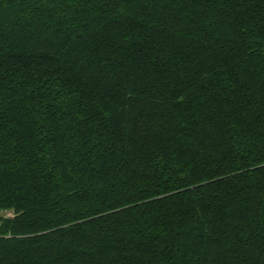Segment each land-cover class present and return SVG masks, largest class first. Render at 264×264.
Returning a JSON list of instances; mask_svg holds the SVG:
<instances>
[{"label": "trees", "instance_id": "1", "mask_svg": "<svg viewBox=\"0 0 264 264\" xmlns=\"http://www.w3.org/2000/svg\"><path fill=\"white\" fill-rule=\"evenodd\" d=\"M0 264H264V0H0Z\"/></svg>", "mask_w": 264, "mask_h": 264}, {"label": "rangeland", "instance_id": "2", "mask_svg": "<svg viewBox=\"0 0 264 264\" xmlns=\"http://www.w3.org/2000/svg\"><path fill=\"white\" fill-rule=\"evenodd\" d=\"M3 216L4 217H7V218H10L13 216V213L12 212H2Z\"/></svg>", "mask_w": 264, "mask_h": 264}]
</instances>
